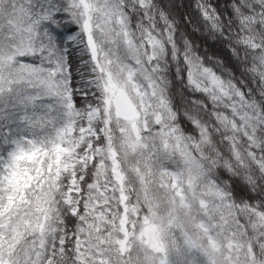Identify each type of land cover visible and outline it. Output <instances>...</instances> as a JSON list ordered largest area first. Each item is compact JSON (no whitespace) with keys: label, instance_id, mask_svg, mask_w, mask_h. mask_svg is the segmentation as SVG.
Masks as SVG:
<instances>
[{"label":"snow or ice","instance_id":"6c2138e0","mask_svg":"<svg viewBox=\"0 0 264 264\" xmlns=\"http://www.w3.org/2000/svg\"><path fill=\"white\" fill-rule=\"evenodd\" d=\"M0 264H264V0H0Z\"/></svg>","mask_w":264,"mask_h":264},{"label":"rangeland","instance_id":"374dc122","mask_svg":"<svg viewBox=\"0 0 264 264\" xmlns=\"http://www.w3.org/2000/svg\"><path fill=\"white\" fill-rule=\"evenodd\" d=\"M209 51H210V54H211L212 52H216L217 49H216L215 47H212V48H210ZM219 54H220L221 56H225V57H226L227 52H226V50H220V51H219Z\"/></svg>","mask_w":264,"mask_h":264}]
</instances>
